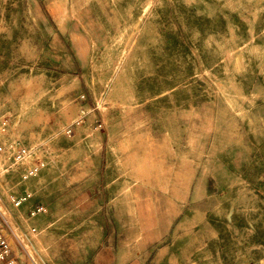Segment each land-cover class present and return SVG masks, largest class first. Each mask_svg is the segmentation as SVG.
I'll list each match as a JSON object with an SVG mask.
<instances>
[{
	"label": "rangeland",
	"instance_id": "rangeland-1",
	"mask_svg": "<svg viewBox=\"0 0 264 264\" xmlns=\"http://www.w3.org/2000/svg\"><path fill=\"white\" fill-rule=\"evenodd\" d=\"M12 139L23 264H264V0H0Z\"/></svg>",
	"mask_w": 264,
	"mask_h": 264
},
{
	"label": "built area",
	"instance_id": "built-area-1",
	"mask_svg": "<svg viewBox=\"0 0 264 264\" xmlns=\"http://www.w3.org/2000/svg\"><path fill=\"white\" fill-rule=\"evenodd\" d=\"M0 158L2 161L0 176L16 174L23 181L37 176L46 166L38 147L21 144L17 139L0 142ZM1 181H4L3 178ZM31 196L32 193L26 188L14 192L4 190L0 193V264H17L15 239L19 240L23 249L26 247L25 237L17 232L13 224V213L10 207H21ZM44 211V205H37L32 213Z\"/></svg>",
	"mask_w": 264,
	"mask_h": 264
},
{
	"label": "crops",
	"instance_id": "crops-1",
	"mask_svg": "<svg viewBox=\"0 0 264 264\" xmlns=\"http://www.w3.org/2000/svg\"><path fill=\"white\" fill-rule=\"evenodd\" d=\"M17 262H20L23 264L25 262V258H20Z\"/></svg>",
	"mask_w": 264,
	"mask_h": 264
}]
</instances>
